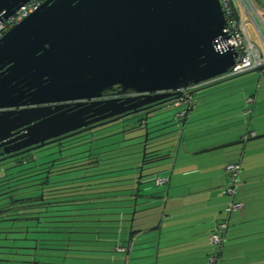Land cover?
Returning <instances> with one entry per match:
<instances>
[{
    "label": "water",
    "instance_id": "water-1",
    "mask_svg": "<svg viewBox=\"0 0 264 264\" xmlns=\"http://www.w3.org/2000/svg\"><path fill=\"white\" fill-rule=\"evenodd\" d=\"M224 26L218 0H46L0 37V160L224 74L236 58L214 48Z\"/></svg>",
    "mask_w": 264,
    "mask_h": 264
},
{
    "label": "crops",
    "instance_id": "crops-1",
    "mask_svg": "<svg viewBox=\"0 0 264 264\" xmlns=\"http://www.w3.org/2000/svg\"><path fill=\"white\" fill-rule=\"evenodd\" d=\"M259 1L252 0L264 14ZM249 73L255 89L211 85L200 105L194 94L186 118L167 136L170 157L153 171L167 182L140 196L136 231L130 236L128 228L122 244L128 249L106 254L105 264H264V74ZM214 92L217 99H208ZM228 164L240 166L233 197L226 192ZM232 201L241 208L227 212ZM221 222L222 241L211 242Z\"/></svg>",
    "mask_w": 264,
    "mask_h": 264
},
{
    "label": "trees",
    "instance_id": "trees-1",
    "mask_svg": "<svg viewBox=\"0 0 264 264\" xmlns=\"http://www.w3.org/2000/svg\"><path fill=\"white\" fill-rule=\"evenodd\" d=\"M234 77L199 86L193 95ZM176 100L173 96L154 105L159 107L145 111L147 117L137 125L132 121L119 127L124 132L142 131L140 158L134 157L125 176L120 172L126 169L117 168V161L110 166L109 158H97L99 152L93 153L90 146L80 152L70 150L90 144L95 138L89 135L104 125L0 160V264H105L110 260L106 254L111 257L117 249H128L122 244L128 243L129 232L132 236L136 231L143 177L158 173L154 169L170 157L166 139L173 131H161L173 120L159 122L168 116L156 118L163 113L158 110ZM142 113L137 110L105 125ZM185 118L186 114L178 120Z\"/></svg>",
    "mask_w": 264,
    "mask_h": 264
},
{
    "label": "built area",
    "instance_id": "built-area-1",
    "mask_svg": "<svg viewBox=\"0 0 264 264\" xmlns=\"http://www.w3.org/2000/svg\"><path fill=\"white\" fill-rule=\"evenodd\" d=\"M46 0H29L21 5L11 15L4 17L0 13V37L12 26L20 22L24 17L37 9ZM223 14L225 16V26L223 28V36H220L216 41L214 48L218 51L233 49L236 51L235 63L220 76L212 78L208 81L191 84L183 90V96L174 101V108H182L176 111V117H183L187 110L192 107L194 102L193 90L199 86L207 85L218 80L227 79L238 76L243 73L250 72L264 65V20L254 9L251 0H218ZM236 12V13H235ZM237 15V18L235 17ZM246 16L249 17L255 26V32L258 34L257 42L252 41L246 31ZM252 98H246V102H252ZM246 113H250L249 108L245 109ZM254 136V133H251ZM240 166L238 164H228L226 171L229 173V183L226 187V192L230 196H234ZM156 185H161L167 182V177L158 176L154 179ZM240 202L232 201L226 211L230 212L241 208ZM226 228V223L221 222L217 226V232L211 235V242L220 244L223 233Z\"/></svg>",
    "mask_w": 264,
    "mask_h": 264
},
{
    "label": "rangeland",
    "instance_id": "rangeland-1",
    "mask_svg": "<svg viewBox=\"0 0 264 264\" xmlns=\"http://www.w3.org/2000/svg\"><path fill=\"white\" fill-rule=\"evenodd\" d=\"M253 6H254V4H253ZM254 9L257 11V13L261 17H264V14H262L261 11L257 10L258 8L255 7ZM245 21H246L245 26H246L247 34H248L249 38L255 42V40H257V38H258V34L255 32V26L251 22V20L249 19L248 16H246ZM251 74L252 73H247L245 75L237 76V77H234L232 79L225 80V81L219 83L218 85H222L228 81L233 82L236 84L235 87L232 88L233 92L235 91V88L237 90L238 88L241 87V85L247 87L248 89H253V88L255 89V87L257 86V82H256V79ZM211 87H209V88H211ZM203 93H204V89L197 91L195 94V98L197 99V102L199 105L201 103V98H202ZM217 94H218L217 92L210 94L208 99H210V100L217 99ZM197 107H199V106L197 105ZM199 109H200V107H199ZM160 111L163 113L157 115L156 118H158L160 116H162V117L168 116V117L162 119L161 121H164L167 119L173 120L172 121L173 125L168 126L166 128H163L161 132H165V131L175 132L176 131L175 129H177L180 126V122L178 121V117H176L177 109L172 107L171 105H168V106L166 105L162 109L158 110V112H160ZM143 113H142L143 115H139V117H135V118H131V119H128L125 121H121L117 124H111V125H105L104 124V127L98 126L101 128L97 129V131H94L93 133H91L89 135V137L92 136L93 138H95V140H93L90 144L76 146L70 150L73 152L74 151L80 152L82 150L87 149V147L90 146L93 148V153H95L96 150H97V152H99L97 155V158L98 157L100 159L109 158V163H111L110 166H112V165L114 166L116 164L115 162L117 161V163H118L116 165L117 168L121 169V167H122L123 169H126V170H123L120 172L123 176H125L126 174L129 173V170L127 168H129V166L130 167L134 166V164H132L135 161L134 157L137 156L138 159L140 158L139 153H137V151L140 148V144H141L140 139H141L142 131L139 130V131L124 132L123 131L124 128H119V127L123 126L124 124H128L132 121H134L136 123L138 120L141 121L140 119H142V121H144L145 117H147V116L145 115L146 112H143ZM194 116H195V114H194ZM135 123L132 125L138 124V123H136V124ZM162 125H165V124H162ZM171 137H174V136H171ZM166 145H168V143ZM52 150H53V148H51L47 151L51 152ZM49 157H51V156H48V158ZM158 167H161V166H158ZM147 171H149V170H146L145 172H147ZM69 175H72V173H70ZM143 179H144V182L141 184V187L143 189L140 191V194H143L145 191H154V189L161 187V186L155 184L154 175H151V176L149 175V176L143 177ZM139 198H141V197H139ZM136 215H137V213H136ZM136 221L137 220L135 218L134 223H136ZM90 249H93V248H90ZM80 253L81 254H87V253H85V251L80 252Z\"/></svg>",
    "mask_w": 264,
    "mask_h": 264
},
{
    "label": "flooded vegetation",
    "instance_id": "flooded-vegetation-1",
    "mask_svg": "<svg viewBox=\"0 0 264 264\" xmlns=\"http://www.w3.org/2000/svg\"><path fill=\"white\" fill-rule=\"evenodd\" d=\"M127 96H129V95H119V94H117V92L115 91V90H108V91H106V92H104V94H103V99H112V98H121V99H124V98H126ZM171 97H169V98H167V99H165V100H169ZM164 100V101H165ZM162 104V103H161ZM159 107V105L157 106V107H155V106H151V107H148V106H143V107H140V108H138L137 110H140V111H142V112H149V111H151V110H153V109H155V108H158ZM129 113H131V111H129V112H126V113H124V115L125 116H123L122 118H124V117H126V115L127 114H129ZM77 134V133H76ZM75 134V135H76ZM72 136V135H71ZM69 137V136H68ZM65 138H67V137H65ZM65 138H62V139H58V140H54L53 142H50V143H48V144H46L45 146H50V145H53V144H55V143H57V142H60V141H62V140H64ZM28 148H30V147H28ZM30 150V149H29ZM1 157V156H0Z\"/></svg>",
    "mask_w": 264,
    "mask_h": 264
}]
</instances>
